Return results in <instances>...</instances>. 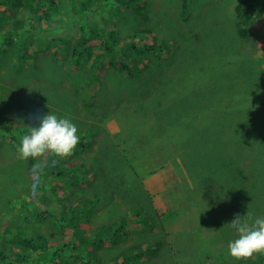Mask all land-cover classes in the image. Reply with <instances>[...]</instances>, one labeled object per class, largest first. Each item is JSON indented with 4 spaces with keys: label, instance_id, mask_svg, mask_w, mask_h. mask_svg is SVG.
<instances>
[{
    "label": "rangeland",
    "instance_id": "1",
    "mask_svg": "<svg viewBox=\"0 0 264 264\" xmlns=\"http://www.w3.org/2000/svg\"><path fill=\"white\" fill-rule=\"evenodd\" d=\"M112 1L117 2V0L100 1L103 13L90 17L95 23L91 24L92 27L95 26L93 28H98V25L104 26L109 20L108 16L115 15L110 6ZM210 1L211 6L201 3L195 5L192 1V14L185 15L182 9L183 0H149L152 4L148 10L151 18L143 19L134 15L132 19L134 17L138 25L134 21L135 26L127 24L121 27L120 34L123 41L138 42V46L143 44L140 39L147 40L148 43H152L153 40L159 41L163 43L165 50L157 51L161 53L159 59L156 58L157 49L152 50L154 46L146 50L144 55L134 54L137 52L130 53L131 51L127 50L124 55L119 56L117 62L125 59L142 69L145 66L149 69V65L159 62L166 77H157L154 91L147 96H151L148 102L142 100V97L146 95L141 94L143 88L139 86L132 103L125 101L121 103L123 109L126 108L122 112L124 116H114L116 110L108 113L106 128L111 134H115L118 145L114 142H105V135L101 130H94L92 126L84 124L80 116L73 114L74 111L68 104L71 102L70 97L74 94L70 96L69 92L72 90L71 78H74V74L83 72L80 71L83 67L91 68V64L96 63L94 74H98L96 81L102 86L101 94L106 95L109 102L118 104L120 101L116 88L107 87V84L121 85L124 81L126 87L128 74L109 69L106 72L108 76L106 74L102 77L100 72L102 65L99 61H87L88 55H84L79 61L85 66H78V70L74 69L77 72H73V68L65 67L66 58L58 60L61 66L55 60L52 42L54 36L60 35L62 40L58 48L65 49L66 54L68 51L73 52L71 45L75 42L74 38L79 36V31L74 30L76 35H72L69 27H73L74 22L85 21L84 14L80 13L73 17V23L70 25L68 20L64 23L62 21L57 28H52L49 34H43L36 40L33 38L32 42H26L36 51L35 62L24 61L22 65L15 63V57L20 56L21 51L16 55L13 51L12 54H4V46L0 47V67L4 66L5 70L0 72V126L5 124L4 115L7 122L14 119L18 123L12 115L21 119L19 124H15L24 129L30 126V122H34L36 126L35 122H40L36 117L51 113L58 118L69 119L77 127L80 139H85L86 132L89 134L85 142L80 141L77 145L73 154L75 156L78 153L75 157L53 161L65 165L64 178L58 182H53L52 179L47 182L49 180L47 178L41 185L38 183L36 173L32 170L30 161L19 158L15 145L5 138L4 132L0 130V231L4 229V235L0 234L1 246L8 243L6 229L10 221L14 219L11 214L15 212L17 216L24 219L25 227L20 228L22 239L26 241L25 234L29 232V238L33 240L30 243L34 247L31 244L27 245L42 253H49L50 258L52 253L55 257L60 256L62 252L58 248L65 243L69 241H74L75 245H77L76 242L82 243L79 236L92 239L97 231L102 234L106 227L111 226L113 228L109 230L114 229L115 225L122 222V218L127 217L131 224L125 223L127 225L125 231H128L129 235L125 234L119 238L110 233L100 239V245L97 247L98 256L102 261H107L129 245L143 240H155L154 237L146 239L149 231L146 228V222L143 221V218L148 217L155 207L161 213L160 218L165 219L171 249L153 257L149 264H254L264 256V253H258L249 259L236 260L229 254L228 245L237 238V232L229 223L239 214L238 211H232L224 216L219 226L223 227L225 232L223 235L216 233L214 224L219 216L214 210V205L217 203L226 205L231 194L226 179L222 178L224 171L220 166L213 168L217 174L216 178L208 177L204 182L195 178L194 170L189 174L178 172L177 165H185L190 160V155L199 146L200 149L210 148L222 154L226 161L228 157H234V154L239 157L235 142L238 136L248 135L251 140L264 144L262 130L264 126H253L254 121L264 115V82L257 90H251L240 83V79L246 74L245 79L248 80L252 76L263 78L262 69L257 64L256 57L264 53V18L256 23L258 25L255 26V30H251L253 33L251 38L248 37L250 39L248 43L253 46L251 51L246 50L251 53L248 65L254 63L255 67L240 64L246 53L244 51L238 52L237 59L230 62L226 56L228 50L226 47L215 48L213 51L214 47L208 45L206 39L212 26L218 22L222 27L216 29H224L236 34V19H231L230 8H233L240 0H234L233 3L222 8L216 4V0ZM50 8L57 9V5L51 4ZM194 8L197 10L193 11ZM130 20L131 18L128 21L125 18V11H121L119 20L115 18L119 24L120 22L125 24ZM0 22H3L0 26L2 42L4 17L0 19ZM134 27L135 29L136 27L150 28L153 32L147 31L144 35L135 37L127 33ZM112 32L115 35L119 33L117 30L116 33ZM195 33L200 37L201 44L192 42L189 45L188 38ZM173 35L176 36L172 37ZM221 38L226 39L227 35ZM108 42L109 38L103 41L104 47L106 44L114 45ZM196 47L197 50L194 51ZM114 48L119 50L120 46L114 45ZM92 59L95 60L94 55ZM75 63L78 61L75 60ZM121 65L124 66V64ZM57 68L63 71L58 73ZM178 71L179 74L176 75ZM211 71L222 72L220 76H226L227 80L221 86L223 90L212 89L211 94L204 92L195 96L198 98L192 102L193 111L190 110L189 125L181 126L170 139L161 140L157 144H155L157 138L153 143L148 140V137L143 139L137 136L138 131L143 132V129L131 127V122L134 117L141 114L142 105L151 107L157 100L169 103L193 95L190 91L181 92L185 90L186 83L190 85L197 83L198 86L205 83L201 88L209 89L208 82L212 81ZM182 72H187L186 77ZM238 82L240 84L234 87V84ZM234 89L243 90V94H232ZM249 97L254 99L251 103H259L256 108L250 109L251 104H247ZM103 111L104 108L101 112ZM190 125L195 127L190 134H185ZM122 129L124 134L118 139ZM169 129H174V125H171ZM131 134H136V138L127 140ZM220 134L224 135L223 140L217 138ZM211 140L213 141L210 142ZM15 144L18 145V143ZM106 146L109 147V154L105 150ZM177 148L182 149V153H172ZM115 149L120 156L118 159ZM52 156L53 154H47L41 158L45 163V160ZM41 158L35 160L41 161ZM241 158L248 172L259 177L264 185V156ZM80 160L85 161L83 169L86 178L76 183L82 174V170L76 165ZM213 160L216 164L217 161L222 164L220 159ZM203 166L200 163L198 167L202 175L205 171ZM146 191L148 195L144 194ZM26 193L29 200H26L24 212V202L18 200V197ZM130 194L135 196V199L138 198L140 203L135 205V201L128 197ZM136 207H143L142 216H138L135 212ZM27 212L31 215L26 217ZM247 214L253 220L264 217V189L253 195L249 209L239 215L243 217ZM94 246L96 247V244ZM44 247H53L57 250H48ZM15 248L24 257L36 259L37 251L32 248L25 246L23 249L17 245ZM87 252L89 250L83 251L85 254ZM86 258L92 261L94 259L89 255H86ZM71 261L72 258H68L67 261L62 260L61 264H76Z\"/></svg>",
    "mask_w": 264,
    "mask_h": 264
},
{
    "label": "trees",
    "instance_id": "2",
    "mask_svg": "<svg viewBox=\"0 0 264 264\" xmlns=\"http://www.w3.org/2000/svg\"><path fill=\"white\" fill-rule=\"evenodd\" d=\"M100 1L101 0H66V4H64V0H61L59 2H57L56 0H0V19L2 20V18L4 17V39L2 42L0 41V47L4 46V54H12L13 51L14 55H16L21 51L20 56L15 57V63H20V65H22L24 61H28L29 63L35 62L34 58L36 57V51L31 44H28L26 42H32L34 41L33 38L36 40L43 34H49L50 30L52 28H57V25L61 24L62 21V23H64L66 20H68V24H72V18L80 13L84 14L86 20L80 21L79 23H74L73 27L70 26L69 28L72 30V32H74V30H77L81 34L88 33L92 37H96L97 39H99L103 46V41L107 38H109L108 43H114V45L115 43H120V48L122 50L118 51L117 54L110 55L105 50H102L105 55L110 56L109 62L111 66H120L121 64H124V66L122 67V72L128 74L126 87L124 81L121 82V85H112L117 90V95L120 103L113 104L109 102L106 95L101 94V85L96 81L97 74H94L96 63L91 64V68L83 67L80 71H83L84 73H75V80L72 82V90L70 92L68 91L70 96L74 94L73 97H70L71 102L70 104H68V106L71 105L70 109L74 111L73 114L80 116L82 118L81 121L88 126H92L94 130L99 131L103 129L101 131L105 135V142H114L118 145L115 134H111L106 128L108 113L116 110L114 112V116H124L122 112L126 108L123 109L121 103L123 101L132 103L133 96L137 93L139 86L143 88L141 94L148 96V94L154 91V86L157 85V77H164L165 71H163V68H160L161 64L159 62H156L155 65H149V69L147 68V66L142 69L137 67L136 65L134 67L131 66L130 68H128V64L122 63L121 61H119L120 65H118L119 62H116V59L119 56L124 55L127 50H129V52L131 51L130 53L137 52L134 54L144 55V52L150 47H153L156 41L153 40L152 43H148L147 40L143 41L142 39H140L143 44H140L139 46L138 42L131 41L129 43H126L125 41L121 40L122 37L119 30L118 36L112 32V30L114 29H112V26L109 25V23L115 24V21L112 17L109 18L108 23L104 25L106 32L102 30L101 26L98 27V32H93L89 26L93 20V18H90V16H93L95 13L102 12V5L100 4ZM192 1L195 2V5L196 3L206 4L208 6L212 5V2L210 0H183V14H192ZM233 1L234 0H216V4L221 6L222 8L228 4L233 3ZM116 3L124 4V8L120 4L117 5ZM116 3H114L113 1L110 2L111 8L113 10L118 8L120 11H125V18L127 19V21L129 20V18H131L130 22H125V24L120 22V25L122 27L127 24L134 25L135 18L133 17L134 20L132 19V16L134 15H137L143 19L151 18L148 10H150L152 4L149 3V0H119ZM51 4H56L57 9L50 8ZM230 9L231 19H236V34L224 29H216L222 27L218 22L214 26H212L211 32L208 34V39L206 40H208V45L214 47L213 51H215V48L226 47L228 49L226 56L231 62L232 60L237 59L236 54L238 52H246V50L251 51V48H253V46L248 43L250 40L248 39V37L250 36L251 38V35H253L251 30H255V26L258 25L256 23L264 17V0H240L236 2V5L233 8ZM194 10L196 11L197 8H194L193 11ZM87 16L89 17V19L87 18ZM2 23L3 22H0V26ZM135 23L138 25L136 21ZM147 31L153 32V29H140L138 27H136L135 29L134 27L133 30L126 32L133 34L135 37H138L139 35H144ZM57 32H59V30ZM108 34H110V36H108ZM226 35V39L221 38ZM174 36L176 35H173L172 37ZM26 38L27 40L25 41ZM84 38L85 39L83 41L78 40L71 45L74 54H80L79 58H76L75 60L80 61L84 55H88L87 61H94L92 60V55H94L95 60L99 61L102 65L103 69L101 76L106 75V72H108L111 68V66L107 68L104 65V60L106 59V57L103 53H99V49L94 47L93 44H85L90 41L88 40V35H86ZM229 38H231V40H229ZM57 39H60V35L55 36L54 43L57 41ZM188 39L190 40L189 45L192 44V42L201 44L200 37L196 33L189 36ZM209 40H211L212 42ZM156 45L152 50L157 49L156 58L159 59L161 57V53H158L157 51L159 50L160 52H162L163 47H157ZM106 47L107 49H109V51H113L110 45L106 44ZM195 50H197V47L194 49V51ZM22 51H24V53H22ZM244 55H247L248 59L246 61H243L242 64L244 66L255 67L254 63L248 65V60L250 59L249 53L246 52ZM260 57H264V54H259L258 57H256L257 64L262 69L263 78L252 76L249 80L247 79L245 82H243V85L248 86L251 90H257L259 86H262V83L264 82V59H261ZM152 59L153 58H151V60ZM57 70L58 73L63 71L60 68H57ZM4 71V66L0 67V72ZM182 73L183 76L186 77L187 72ZM221 73L222 72L211 71V75H213V77L211 76L212 81L208 82L209 89L201 88L205 83L199 84V86L197 87H194V84L190 85L186 83L185 92L190 91L194 96L190 95L186 98L182 97L180 101H175L174 103H172V105L159 100L154 101L151 107L142 105L141 114L134 117L131 122V127L133 126L137 129L141 127L143 129V132L138 131L139 135L137 136L143 139L148 137V140L153 143L157 138L155 142V144H157L161 140L170 139L181 126L189 125L191 123L190 110L193 111L192 102L196 98H198L195 96L203 94L204 92H206V94H211L212 89H214L215 91L223 90L221 86L225 84L227 78L226 76H220ZM178 74L179 71L176 73V75ZM106 76H108V74ZM75 85H77V87L74 89ZM242 94L243 92L239 91L238 95ZM253 100L254 99H252L251 97H249L247 100V104H251L250 109H254L259 105V103H251ZM102 108H104L103 112H101ZM127 108H129V105H127ZM66 112H68L67 107ZM12 116L17 119L18 123L14 119H11L12 121L9 120L7 122V118L4 115L5 124L0 126V130L4 132L5 138L9 137L10 140L14 139V141L18 143V145L14 143L15 148L18 151V148L21 145V137L28 133L30 126H34V122H30L29 127H25L24 129H22L21 126L15 124H19L21 119H19L15 115ZM231 119L232 118H230V120ZM35 123L36 126H39L40 122ZM171 125H174V129H169ZM259 125L264 126V115L254 121L253 126ZM194 127V125L188 126V130L185 132V134H190ZM262 130L264 131V128H262ZM123 134L124 133L122 129L117 138L119 139ZM88 136L89 134L86 132L85 139L81 138L80 141L85 142ZM129 138H136V134L129 135L127 140H130ZM217 138L223 140L224 135L220 134ZM213 140H211L210 142H212ZM235 142L238 146L239 157L234 154V157L230 156L225 161L222 154H218L210 148L200 149L199 146L198 148H196L194 153L190 155V160L185 165H177V167L179 168L178 172L182 174H189L194 170L195 178L200 179V182H204L208 179V177L216 178L217 174L213 170L214 167L220 166L223 169L224 176L222 178L226 179V183L231 190V194L229 195V200L226 205L221 203H217L216 205L213 204L214 210L219 216L218 221L214 224L216 231L219 229V224L224 216L230 214L232 211H238L239 214L246 212L249 209L250 203L252 202L253 195L259 193L264 189V185L261 179L256 175L250 174L248 172L241 158L243 157L247 159L258 155L264 156V144L258 141L251 140L248 135L236 137ZM222 146L224 147V144H222ZM105 150L109 154L110 151L108 146H106ZM173 152L179 154L182 153V149L177 148L176 150H173ZM115 153L118 159V157L120 156L117 153L116 149ZM77 154H75V156ZM75 156L72 155V157ZM60 158L61 157L53 155L50 159H46L45 163L42 158L41 161L32 158L27 159L28 161H30L33 167L37 163H40L42 166L39 175L36 174L38 183L42 185V181H45L47 178L49 179L47 182L51 181V179L53 180V182H58L60 179L64 178V172L66 171L65 165L53 162L57 161ZM213 159H220L222 161V164L218 161L216 164ZM61 160H64V158H61ZM104 160L106 161V158ZM200 163L204 165V176L198 171ZM84 164V160H80L78 163H76L77 168L79 167L82 170V174L76 180V183L78 182V180L86 178L83 169ZM15 181H17V179H15ZM244 193H246L247 195ZM144 194L148 195V192L146 191L144 192ZM128 197L135 201V205L140 203L138 198L135 199V196H132V194L128 195ZM18 200L24 202L23 210L25 212V205H27L26 200H29L28 194H21V196L18 197ZM142 209L143 207L135 208V212L138 213V216H142ZM29 215H31L30 212L25 213L26 217ZM16 216L17 212L11 214V217H14V219L10 221V224L6 229V232L8 233L6 234L8 243L5 246L0 245V264H46V262L48 264H61L62 260L67 261L68 258H72L71 262H74L76 264H140L141 260L145 259L148 256H156L159 252H161L169 245L168 233L165 230L163 219L160 218L161 214L159 213L158 209L153 207L149 216L143 218V221H145L147 224L146 228L149 231L147 237L155 238L153 243L147 240L136 242L133 245L125 247L121 252L116 253L107 261H102L98 256L97 251V247H99L100 245V239L102 236L105 237L107 236V234L111 233L114 237L122 238L125 234L129 235V232L125 231V229L127 228V225L125 223H131L128 222L127 217H124L122 218V222H120L119 225L114 226V229L109 230V228L113 227H106L103 232L104 234H100L99 231H97L92 239H88V237L86 236H79V239L82 241V243L76 242L77 245L74 244V241L65 243V245L58 248V250H60L62 254L58 257H55L52 253L50 258L49 253H42L38 249L32 248L34 247V245L30 243L33 240L29 238V232L25 234L26 241L22 239L20 228L23 229L25 227L24 219H22L19 215L17 217ZM84 220H86V218H84ZM0 234L4 235V229L0 231ZM27 244H31L32 247ZM94 244H96V247L94 246ZM15 245L23 249H25L26 246L37 251V255H35L36 259H33V257H24V255H22L20 252L16 251ZM44 248L48 250L53 249L54 251L57 250L53 247ZM86 250H89V252H87L86 254L83 253V251ZM86 255L93 257V261L91 259H87ZM254 264H264V256L258 261V263L254 262Z\"/></svg>",
    "mask_w": 264,
    "mask_h": 264
},
{
    "label": "clouds",
    "instance_id": "3",
    "mask_svg": "<svg viewBox=\"0 0 264 264\" xmlns=\"http://www.w3.org/2000/svg\"><path fill=\"white\" fill-rule=\"evenodd\" d=\"M117 1H119V0H117ZM116 4L119 5L120 3H116ZM120 5L124 8V4H120ZM101 13H103V11ZM101 13H95L94 15H99ZM120 13H121V11L118 8L114 9L115 15L112 17L114 19V21H115V18H117V20H119ZM108 18H111V17L108 16ZM101 20L103 21L102 18H101ZM115 24H117L118 26H121L118 21H115ZM109 25L112 26V29H114L112 31H114L116 33V30H117V32H118V29L114 26V23H109ZM89 26L93 32L99 31L98 30L99 28H93L91 24ZM101 28H102V30H104V32H106L105 26H101ZM72 33H73L72 35H76L74 32H72ZM86 35H88V37H89L88 40H90V41L85 43V44H91V45L93 44L94 47L99 49V53H103L102 50H105L110 55H113V54H117L118 51L122 50L121 48L119 50H115L114 45H113V46H111L113 51H109V49H107V47H104L101 44V41L99 39H97L96 37H92L88 33H84V34L79 33V36H76L74 38V41H78V40L83 41L85 39L84 37ZM118 35H119V33H118ZM54 39H55V36H54ZM54 39L52 40V42L54 45L55 60L57 62L60 59L66 58L65 67L68 66L69 68H73V72L75 70H78L77 69L78 66H80V67H82L83 65L85 66V64H83L79 61H78V63H75V59L79 58V56H80L79 53L74 54V52L68 51V53L66 54L65 49H63L61 47L60 48L57 47L60 44V41H62V40L57 39V41L54 43ZM97 41H98V43H97ZM99 42H100V45H99ZM129 42H131V41H129ZM129 42H126V43H129ZM155 45L157 47H163L162 51L165 50L163 43L156 41L154 46ZM115 46H120V43L115 44ZM166 48H168V46ZM60 49H62V50H60ZM56 51H58V52H56ZM103 54L106 57V59L104 60V65H105V67L108 68L111 66L110 62H109L110 56L105 55V53H103ZM250 54L251 53H249V55ZM262 54H264V53H262ZM118 58L116 59V62H117ZM260 58L264 59V57H260ZM247 59H248V56L244 55L241 59L240 64H242V62L247 60ZM94 61H96V60H94ZM121 62L127 63L128 68H130L131 66L132 67L135 66L134 64H132L131 62H128V60H125V59L121 60ZM59 65H60V63H59ZM118 65H120V62ZM122 67H123L122 65L111 66L110 69H111V71L122 72L123 71ZM102 69L100 72H102ZM102 77H104V76H102ZM164 77H166V76H164ZM71 80L73 82L75 79L71 78ZM72 82H71V85H72ZM238 84H240V83L239 82L235 83L234 87ZM112 85H114V84H107V87L112 86ZM197 86H198V84L194 83V87H197ZM76 87H77V85L74 86V89ZM104 87H106V86H104ZM239 91L243 92V90L234 89L232 91V94L238 95ZM141 97H142V95H141ZM150 97L144 96V97H142V100H145L148 102ZM174 102H169V104L172 105V103H174ZM36 119H38L40 121L39 126L30 127L28 133L21 137V145L18 148L19 158L22 160H27L29 158L37 159L40 157H44L47 154H53V155L61 157V158L71 157L74 154V150L77 148V145L80 142V136L78 135L77 127L69 119L58 118L55 114H51V113H48L47 115H44L43 117H36ZM101 130H103V129H101ZM7 139L10 140L9 137H7ZM10 141L13 144L17 143L14 141V139L10 140ZM41 168H42L41 164L37 163L34 165L32 170L34 173L39 175ZM159 213H160V211H159ZM245 217H247V218H245ZM163 222H164L165 230L167 231L164 218H163ZM229 225L233 229H235V231L237 232V238L234 239L233 241H231L228 245L229 254L233 258H235L236 260H243V259L251 258L254 254L264 253V217L255 218L253 220L248 214L243 216V217H241L239 214H237L236 217L229 223ZM224 232H225V229L223 227H220V226H219V229L216 231L217 235H223ZM167 233H168V231H167ZM168 237H169V233H168ZM146 239H147V235H146ZM147 241H150L151 243L154 242V240H147ZM169 247H170V240H169V245L165 249H163L161 252H159L156 256H158L159 254L162 255L163 251H169V249H171ZM156 256H152V257L148 256L145 259L141 260L140 264H149L151 259L153 257H156Z\"/></svg>",
    "mask_w": 264,
    "mask_h": 264
},
{
    "label": "bare ground",
    "instance_id": "4",
    "mask_svg": "<svg viewBox=\"0 0 264 264\" xmlns=\"http://www.w3.org/2000/svg\"><path fill=\"white\" fill-rule=\"evenodd\" d=\"M258 1V0H257ZM64 4H66L65 2H64ZM96 4H97V2H96ZM96 7V6H95ZM97 8V7H96ZM260 8V7H259ZM255 10V9H254ZM253 10V11H254ZM67 11H69V10H67ZM256 11H258V10H256ZM260 12V11H259ZM264 12V11H263ZM68 13V12H67ZM88 17V16H87ZM90 17H93V16H90ZM88 19H89V17H88ZM97 22V21H96ZM75 23V22H74ZM89 23V22H88ZM93 23V25L95 24L94 23V21L93 22H91V24ZM102 23V22H101ZM97 24H99V23H97ZM97 24H96V26H97ZM114 26L120 31V29H121V26L120 27H118V25L117 24H114ZM93 27H95V26H93ZM98 27H99V25H98ZM78 28V27H77ZM76 28V29H77ZM127 34V33H126ZM126 34H125V36H126ZM124 35V34H123ZM126 39V38H125ZM121 40H122V38H121ZM247 75V74H246ZM246 75L245 76H243L241 79H240V83L241 84H243V82H245L247 79H245V77H246ZM211 76H213V75H211ZM183 92H185V90H182ZM22 92V91H21ZM12 102V101H11ZM134 106V105H133ZM172 153H174V152H172ZM176 153V152H175ZM147 159V158H146ZM171 164V163H170ZM244 194H246V193H244ZM247 195V194H246Z\"/></svg>",
    "mask_w": 264,
    "mask_h": 264
}]
</instances>
